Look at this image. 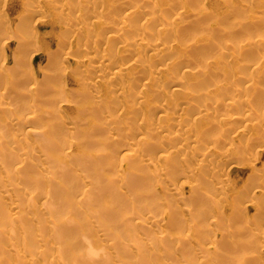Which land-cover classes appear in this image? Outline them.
Returning a JSON list of instances; mask_svg holds the SVG:
<instances>
[{"label": "rangeland", "instance_id": "1", "mask_svg": "<svg viewBox=\"0 0 264 264\" xmlns=\"http://www.w3.org/2000/svg\"><path fill=\"white\" fill-rule=\"evenodd\" d=\"M37 1H39L40 3ZM25 2L29 3V7L31 4L32 6L24 11L21 0H0V10L2 9L0 11V14L2 12L4 13V16L3 13L0 16L6 19L4 20L3 18V24L6 25V23H9L8 25H11L10 27H7V25L6 27H4L1 24V27L6 28V31H9L7 30L8 28H11L10 30L14 31L18 25L20 26L22 24L23 21L25 22L26 20H28L29 23L28 21L25 23H27V26L28 24L31 25V28L26 32V35L27 33H29L28 37L30 36V33H32L33 35L29 37V39L32 38L33 40H29L27 38L30 42L29 43L24 34V39L27 42V44L25 45L24 43V45L27 46L28 43L30 44L31 47H29V50L31 53L29 51L27 53V47V49H21L18 53L14 54L17 48L16 46H18L17 41H4L6 40V36H8L10 32L8 34L5 30H1L2 28L0 27V35L2 34L0 36V47L4 48L6 47V45H8L7 57L9 59L8 63H4L3 57L2 55H0V69L2 68L0 72L4 71L3 73H1L2 75L0 74V78H2L0 79V109L2 110L5 106H7L5 108H8L9 110L6 111L10 113L7 115V112L4 110L5 108L2 111L0 110V112H2L0 113V120L3 119L2 121H0V142L7 143L6 141L9 140L7 143L9 146L6 144L3 147V149L5 148V146L9 147L10 150H7V147L5 148L6 150L4 149L6 153L12 151L7 154L13 153L17 155L18 153L17 156H20L21 158L24 156L27 159H30L33 165L32 163H28V167L24 165V168H28L27 170L31 171L32 169H35V171H37L36 168L40 170L38 166L41 165L42 162H44L43 160L45 157L43 156V153L41 152L42 155L41 153H39L41 149L50 152L53 151L52 154H54L55 152H59L60 154H56L67 161L64 162L66 166H64L65 164H63V166L66 167L65 171L63 169H60L62 173L64 172L63 174H61L60 171L61 176H63V178L67 181L66 183L64 182L66 186L63 184V186L61 185L62 188L60 187L62 189V193L64 194L62 195L66 197V192L68 193V190L70 188L72 189L73 186L74 192H72V195H74V193L75 195L76 193L77 195H79L81 192H83V190L85 192L89 191V199L91 200L87 199L88 202L84 200V202L86 201L84 204L88 203L89 205L90 203L89 206L92 205V207L88 206V209L90 208V210L96 208L94 211L95 214L96 210H99V207L97 206L99 205L98 203H100L99 201H101L97 200V193L93 194L92 192L91 194L90 191H92L93 189L88 186H81V192V188H79L80 184H85L84 182L88 184V181L91 180V176L94 174V172L90 170L91 166L86 165V163H88L87 161L89 160L83 158L85 157V153H90L93 155V151L97 149V147L100 148L103 146V149L107 150L106 148L108 146H111L108 147V150H110L109 155L110 157H114L113 160L115 162H112H114V166H117H113L114 171L112 170V168L107 169L109 170V174L107 171H104L107 172L105 175L110 176L111 180L113 179L111 177L117 179L116 181L112 180V182L114 183V187L112 182L111 184L107 185V187L113 190L112 191L109 190V188L105 187V183H109L110 179L104 182L103 178L101 177L100 179L99 177V179L104 182H100V184H98V186H104V189L103 187H101L103 190L100 188L99 192L101 193L102 190L104 193V197L109 194L108 192H111V194L113 193L112 197L110 196L111 194H109L111 198H105L106 200L111 199L113 200V202H118L123 198V201L130 203L131 206H129V208L131 212L126 213V211H124L122 214L115 217L117 224H121L122 222H124V226L118 228L114 227V232L111 228V236L107 234L105 236V239L110 240V244L108 246L102 245V252L98 250L101 252L102 257L100 256L101 254H99L100 257H98L97 254L99 252L96 251L95 259L103 262L104 260L107 261V259L112 258L111 261L113 264H136L138 262V264H144L142 262L145 261V259H143L145 258V255H142L140 257L141 252L144 253L148 250L149 255L146 254L148 258V256H154L157 250V252H161V250H163L162 252L165 253L166 251H168L170 254L175 255L182 262H185L186 259L191 257L198 260L202 264H222L218 259L214 258V255L217 254L219 248L223 243L237 242L240 245L237 248H233L230 254L240 264H251V259L255 255H258L259 260L262 261L261 264H264V0H167L163 5L164 9L159 15H157V18L153 20V23L160 21L163 22L166 27L173 29V32L171 33L172 41L168 42L163 50V53L170 54L169 58L171 60L169 61V59L166 58L165 62L170 63V65H168V71L160 75L158 79L154 78L150 82H148V86L145 87V89L143 88V90L141 89V82H139L141 80L143 81V79L141 78L142 76L140 75V78L138 76V78L132 79L130 78L132 76V74L129 73L130 70L127 73L128 75H124L121 78L122 82L121 80L118 81L116 79L118 83L121 82L122 85H125L130 91H135L136 97L133 96L135 92L131 93L130 91H125L123 94H119L114 91L115 93L113 95L112 90H110V88H114L112 87V83L115 80L113 76L114 71L116 72L118 66L115 67V70H112L113 72L106 71L103 73L101 71L102 69L100 67L102 64H100V57L103 54L108 53L109 49H112L113 52L117 51L120 46H115L113 42L111 43L110 41H108L111 33L107 32L106 28L103 30L104 32H100V30H102L104 26L100 25L102 26L101 29V27L95 23L96 21L93 20V18L91 19L90 15L92 14V12H94V10H96L95 8H92L95 7V5L91 4L94 2V0H89V2L86 1L84 5H80L79 3L81 2H79V0H72V2L70 0H56L52 5H46L47 3L42 0H31V2L30 0H25ZM66 2H69L67 6L70 5V7L74 8V10L68 13L69 15L67 14L68 11L65 13H60L59 10V6H61L62 4H66ZM99 2L100 6L98 7L97 11H99V15L101 12L103 13V15H101L103 16V21L109 23L112 22V18L113 21H116V23L118 21L120 22V20L123 19L126 20V17L121 15L124 14L123 12L126 13V10H123L120 6L117 7V5H119L123 1H113L115 7H117L118 9L120 7L122 9H120L121 11L117 9L118 12H120V15L119 13L117 14V10L114 11V13L111 11V13L107 12L108 14H105L104 11H102V8L100 9V7L102 6L101 0H99ZM153 4L156 3L150 2L148 6L151 7ZM1 5L4 6V9ZM86 5H89L87 7L88 9H91L86 10ZM33 8H37V10H34ZM53 8L56 10H54ZM78 9L80 11H78ZM30 10L33 11V14ZM26 11L30 13L27 14ZM34 11H37V13H34ZM84 11H86V15L83 14ZM90 11L91 14H89L88 16L87 12ZM77 12H79L80 14ZM82 14L84 16H82ZM25 15L29 16L30 18H27V16ZM110 16L112 18H110ZM116 16L121 18L123 16V19L118 18L117 21V19L115 18ZM174 16L177 18V20L173 19ZM139 19L134 20V22H139ZM18 21H20L21 23ZM115 21L114 23L112 22L111 25H115ZM24 22L23 24L25 25ZM64 22H67L65 23L66 25L64 24ZM143 22L144 20L141 23L139 22L138 26L141 25L144 29V24H142ZM76 23L77 25H75ZM74 25L77 26V28L80 27L83 29V36L81 35L79 37L80 34L73 35ZM85 25L87 29L89 27H92L89 29H91L90 31L93 30V35L91 32L89 33L87 30H85ZM85 32H87V34ZM106 32L107 34H104ZM34 33L36 34V36ZM88 33L91 35H88ZM100 33H102V36L100 35ZM96 35H99L100 37H96ZM163 35H168V38L160 37L161 39L166 41L169 40V31L168 34H166V31H162L160 36ZM3 36L4 38H2ZM192 42L194 46H192V44L188 45V43ZM86 43L89 46H87ZM108 45H112V48ZM130 48L136 49V51L140 50L141 53L145 52L146 50L145 47L137 45V43L136 46L134 45V47ZM131 49H129L128 52L133 50ZM119 50L120 56L122 55L121 58L118 57V65L120 66H122L121 63L124 65V63L129 60L127 59V57L130 58L133 55L131 57L132 59L130 60L136 58V54H134L133 52V54H129L131 52L127 54V52L123 49L122 51L121 49ZM136 51L135 53H138V51ZM97 52H99L101 55ZM150 53L151 52H149L148 54ZM185 56L191 59L192 62H181L180 64L176 65L175 61L179 59V57L180 60H182V58ZM172 61L173 63H171ZM45 64L49 67H47L48 69L45 68ZM153 65L154 63L151 62L149 64V67L143 65V67L139 66V68L135 70L136 72L138 70V74L139 71L141 73L144 68L145 69L143 71L148 69V71L146 70L145 72H142L144 73V77L146 76L145 74H147L146 72H149V68L153 69ZM187 66H190V68L193 69V72L190 75L183 76V71ZM11 69H14L12 71L13 73L11 72ZM8 71L11 73H9ZM25 72L27 73L25 74ZM100 72H102L104 76L101 74L99 77L98 75ZM8 73L11 75H9ZM48 75H52L50 76L51 78L48 77ZM148 75L149 74H147V76ZM3 76L6 78L4 79ZM12 76L16 77H14L16 81L13 80ZM103 77H105L104 80H102ZM23 78L27 80H23ZM112 78L114 80H112ZM7 80L9 81V83L7 82ZM20 80H23L24 84L27 82L26 84L29 86H27L28 89L30 87L32 88L31 85H34L35 81H39L41 83L40 89L41 87L43 88V86H45V89H41L37 92L34 91V95H37V98L34 97L33 93L31 94L30 92L29 94L28 91H25L26 95H22L21 90V97L19 93L20 89L17 91L16 88L19 87L20 84H23ZM116 80L115 83L117 82ZM55 81L60 82L57 83ZM129 81L131 85L130 83H128ZM51 82L56 88L59 89L62 87L61 90L63 89V91H65V93L63 92L61 95L59 94V98L58 94L55 93L56 91L51 92V95L48 94L50 90L48 91L47 83L50 84ZM177 82L179 83L178 85L186 88L185 93H182V91H174L176 85L175 83ZM8 90L9 92H7ZM14 91L15 95L13 94ZM17 92L19 93V95L17 94ZM25 92L23 91V94ZM44 92H47L45 93L46 95L43 94ZM52 94H56L55 96H57V98ZM5 95L7 97H5ZM16 95H18L19 98ZM42 95L44 96L41 97ZM48 97L50 99L54 97V99L52 100H55L56 98L57 103L52 101L54 103L53 106V104L50 102L51 100ZM45 99H48V102ZM15 101L19 103H16ZM92 101L95 102L92 103ZM35 102L37 103V105ZM98 103L100 104V107L102 109L97 107L99 106ZM16 104H20L21 106H18ZM94 104H96L97 106ZM49 105L52 106L50 107ZM93 105L98 108L97 110H99V112H96V107L94 108L95 110L93 109ZM54 107L56 109H54ZM107 108H109L110 110ZM158 108H162V113H159L157 111ZM26 109L27 111L25 112ZM92 109L93 111H91ZM138 110L143 112L144 115H137ZM51 111H55V113H53L54 116L51 115L52 117H50V114L52 113ZM204 112H207V114H201ZM162 114H169V116L167 118H163L161 117ZM1 115L3 116V118L1 117ZM55 117L57 118L56 121L54 120ZM26 118L28 119V121ZM49 118L51 119L50 123H48ZM19 121L21 123L20 126L14 125ZM51 121L54 123L52 124ZM109 121L110 123L111 121H115L116 126L113 125L112 127H117L116 130L112 127L105 129V127L107 128V126H104V123L107 124ZM4 122H7V126L4 124ZM55 123L61 128L58 127V130L54 129L55 134H52V128H56ZM12 124L14 127L12 126ZM21 125L23 126V128H21ZM99 125H103V127L101 128ZM140 125H146V128L139 129L138 126ZM6 127L9 128V131ZM158 129H161L162 133L157 132ZM29 130L30 133L28 132ZM59 130L61 133L57 134L59 133ZM12 131H14L16 134ZM48 134H51V137H48L47 139ZM119 138H122L123 141L122 139L121 141H119ZM139 138H143V140H145L143 145L145 146L143 147L144 150L133 147L136 146L134 142ZM84 140L86 142H84ZM50 141L52 142L50 143ZM2 143L1 145L4 144ZM157 143H160V146L162 148L155 153H149L148 149L154 148V145H156ZM21 144H23L24 146ZM16 145L18 146L16 147ZM25 146H27V148L28 146H30L31 148L29 147V150L32 149L33 151L30 152L29 150H26L27 148H25ZM34 146L36 147L34 148ZM43 146L44 148H42ZM76 146H78V148ZM93 146L95 149L93 148ZM105 146L107 147L105 148ZM33 148L35 149V151ZM24 149L27 152H25ZM3 151L0 153V178L2 179V181L0 179V211H4V213L8 214L10 213L9 216L18 214L20 217L21 215L24 216L25 214H27L26 216H28V221L35 224L37 223L36 218H34V216H36V213L34 214V212L36 211H32V213L34 214L33 216L30 212L32 208H34V206H32V203L36 204L35 200L38 201L37 203H39V201L45 200V198L48 197V192L50 191V188L47 185H57L58 182L56 183L55 181L53 184L51 183V185L48 182L47 184V180H52L48 178L49 176L46 175V173L43 174V179L42 174L40 173L42 172L41 170L40 172L38 171L39 175L41 174V176L36 175L37 172L35 174L34 170L32 171L33 173L30 171L33 175L26 170V173H28L27 175L24 172L25 169L24 171H22L23 166H21L20 168L19 166H17L20 169L19 179L22 180L18 181V179V185H15V187H13L14 185H11L13 183L10 181V179H8V173L7 178L5 177L6 172H8L10 168H8L9 164L7 163V161L5 162L7 166H5V164L3 166L4 159L6 160V158H3V156L6 154L5 152L4 154ZM22 152H25L26 154H23ZM64 152L66 154L68 153L69 156L66 157V154L62 155V153ZM95 153H97V150L95 151ZM98 153H102V151ZM106 153L104 152L103 154H100L101 156L104 155L103 157H101L103 158V160L109 157L107 156L108 151H106ZM13 154L11 155L15 159H20V157L16 158V155L14 156ZM128 155L131 157H126ZM175 155H177V157ZM38 156L42 158H38L40 161L37 159ZM69 157L70 159H67ZM123 157H126L128 160H131L132 158L140 163L139 168L136 171L137 176L131 175L127 166H120L121 163L124 162L122 160ZM174 157H176V164L172 168L171 161L174 159ZM74 158L77 161H75ZM34 159L38 160L41 163L37 161L39 163L38 164ZM120 159L122 162L120 161ZM107 160H109V158L105 159V161ZM109 161L111 162V160ZM34 164L35 166H37L35 167ZM42 164L46 165V163ZM90 164H93L92 160L90 161ZM94 164H96V161ZM84 165L88 166L87 169L86 166L84 167ZM97 165L100 169V164L97 163ZM30 166H32V168ZM94 166L95 165H93V167ZM110 166H112V164ZM154 166H158L162 168L163 171H165L160 174H155ZM69 167L73 169L76 168L77 171L70 172ZM73 169L71 171H73ZM104 169H106V166L104 167ZM121 169L123 170L124 175L122 174L123 172L121 171ZM5 170L6 172L4 173L3 171ZM87 170H89L88 173H85L87 172ZM90 171H92L93 174ZM78 172L79 174H77ZM80 172L81 174L84 173L85 176L81 175ZM89 172L90 174H92L91 176L88 175ZM110 173H113V175ZM60 174L59 178L62 180ZM25 176H27V180ZM29 176H39L40 178L42 177V180L46 181L43 183L45 184L43 186V190L42 188H40L43 192L40 189L36 188L38 185H34L35 187H32L34 189L31 188L32 192L28 189L31 187L30 185L28 186V180L30 179ZM76 176H79V178L83 179L84 181H81L80 179L78 180ZM39 177L37 178V180L39 179ZM84 177L86 178L84 179ZM130 177H132V179ZM136 177H139L145 181L143 183L144 189L137 188L135 193L132 194L135 189L134 181L136 180ZM107 178L105 180H107ZM124 178L126 179L125 182L123 180ZM60 179H57V181L62 184L61 182L64 180L61 181ZM3 180L6 182H4ZM39 181L43 182L41 180ZM126 181L128 182L126 183ZM130 182L134 186L130 185ZM1 183L7 185V187L11 185L10 187L15 188V191H13L14 189L10 187H8V189L10 188L12 190H4V187L1 186ZM14 183H16V180ZM23 183H26L27 185ZM68 183H70V185H67ZM192 183L195 185L193 188H191ZM24 185H26L28 188ZM77 186L79 188V191ZM98 186H96L94 192H97ZM64 187L67 188L64 189ZM17 188H20L18 190L22 191L23 193L21 192L20 194L19 191H17ZM88 188H90L91 190ZM131 189H133V191ZM65 190L66 192H64ZM75 190L77 192H75ZM12 191L14 192V194ZM41 192L45 193L46 195L40 194ZM99 192L98 195H100V198L102 195ZM115 192L116 194H114ZM37 193H39V196L37 197L42 198L41 200L40 198L37 199L35 197ZM34 194L35 196H32ZM20 195H22L21 197L25 196V200L23 198L21 199L19 197ZM93 195L95 196L93 198V201L95 202L96 198V200L98 201L97 204L92 201ZM114 195L118 196L115 197ZM19 199L20 201H18ZM115 199L119 200L114 201ZM22 200L25 201V203H22ZM130 200H132V202H130ZM90 201H92V203ZM107 201L106 203H108ZM101 202V207H103L104 203V206L112 208L111 205H105L104 199ZM14 204H22L21 206L23 207H20L25 211L23 210V212L19 208V210L21 211L20 215V212H18L19 210H14ZM88 209V214L87 212L85 213V215L87 216L86 218L87 220L90 219L89 221L94 224V221L96 219H94L95 217L91 216L93 215V211H88ZM26 211L30 213H27ZM102 211L104 212L105 209H101L100 215L107 213L106 211L105 213H103ZM109 212L110 210H108L107 213L109 215L112 214V212L114 213V209L112 210V212ZM2 213L0 214L2 215ZM38 214L37 216H39ZM234 214L235 216L234 218H232ZM26 216H24L25 218L23 217L25 221L22 219L24 223L28 222ZM89 216L93 218L94 221H91L92 219ZM110 216L113 218L114 214ZM96 217H99L98 214L96 215ZM129 217L131 218V221L128 222L127 231L130 230V241H127L125 237L126 218ZM7 218L9 217L6 216L4 219L8 220ZM1 219L3 218L1 217ZM1 219L0 227H2L0 229H2L4 226L3 231L7 228V230H9L10 225L8 223L6 225L5 222H2L3 220ZM233 219L236 220L233 221ZM104 223L106 226L104 227L107 228L108 223L107 225L106 222ZM189 224L192 225V229L190 232H187V226ZM100 225L103 226L100 223L99 227L97 225V228L94 227L93 229L95 231L97 229L95 233L102 235L107 232L108 229L105 230V228H102ZM100 228H102L103 230ZM4 234H6V237L3 236ZM10 234L11 233L9 231L6 233L0 232V247H2V249L0 248V253L4 250L1 253L2 256L0 254V260L2 264L15 263L14 254L16 253V249L14 247H10V245H12V242L16 240V237L12 241L8 240H10V238L12 239L16 235L14 233H12L14 235ZM100 235L97 236L101 237ZM156 243H161V246L157 245V247ZM3 246H5V248ZM159 247L160 249H158ZM18 249L20 250V247ZM96 249L100 248H98L97 246ZM124 249H126L127 251H125ZM20 253L22 252L20 251ZM114 254L117 259L114 257ZM4 259L7 261L3 262ZM99 261H97V263ZM100 263L101 262H99V264ZM164 263L174 264V261L165 258ZM94 264L96 263L94 262Z\"/></svg>", "mask_w": 264, "mask_h": 264}, {"label": "bare ground", "instance_id": "2", "mask_svg": "<svg viewBox=\"0 0 264 264\" xmlns=\"http://www.w3.org/2000/svg\"><path fill=\"white\" fill-rule=\"evenodd\" d=\"M5 1V0H4ZM29 1V0H28ZM42 1H44V2H46L47 4L46 5H49V4H53L54 3V1H56V0H42ZM59 1V0H58ZM71 2H72V0H70ZM86 1H88L89 2V0H79V2H81V3H79L80 5H84L85 4V2ZM91 1V0H90ZM117 2V0H101V4H102V6L100 7V9L102 8V11H104V13L105 14H108L107 12H110L111 13V11L114 13V11H116L118 8V6H120V7H122V9L123 10H126V13L125 12H123L124 14H121V15H123L124 17H126L125 19L126 20H124L123 19V16H122V18L121 17H118V16H116L115 18L117 19V21H118V18L119 19H123V20H120V22L118 21L117 23H116V21H115V25H111L112 24V22L114 23V21H113V18L110 16V18H112V22H109V23H107V22H105V21H103L102 20V17L103 16H101V15H103V13L101 12L100 13V15H99V11H97L98 10V7L100 6L99 5V0H94V2L93 3H91V4H93V5H95V7H92V8H95L96 10H94V12H92V14H91V11L93 10H91L90 12H87V15L89 16V14H91L90 15V17H91V19L93 18V20H95L96 22V24L97 25H102V26H104V28L102 29V26H100L101 27V29L102 30H100V32L101 31H103L105 28H106V30H107V32H109V33H111V35H110V38H108L109 40L108 41H110L111 43L113 42L114 43V45L116 46V45H118V46H120L119 48H118V50L117 51H115V52H113L112 51V49L110 50L109 49V52L108 53H106V54H103L101 57H100V60H101V62H100V64H102L101 65V71L104 73V72H106V71H111V72H113L112 70H115L116 68V66H118V69L116 70V72L114 71V79L116 80H121V82H122V77L124 76V75H128L127 73H128V71L130 70V74H132V76L130 77V78H132V79H136V78H138V76H139V78H140V75L142 76L141 78L143 79V81L141 80V81H139V79H138V81L139 82H141V89L143 90V88L145 89V87H147L148 86V82H150L152 79H154V78H156V79H158L159 77H160V75H162L164 72H166V71H168V69H169V67H168V65H170V63H165L166 62V58L167 59H169V61L171 60L169 57H170V54H165V53H163V50H164V48L166 47V45H167V43L168 42H170V41H172V32H173V29H171V28H169V27H166L165 26V24L163 23V22H160V21H158V22H156V23H153V20H155L156 18H157V15H159L160 13H161V11L164 9L163 8V5H164V3L167 1V0H118V1H123L122 3H120L119 5H117V7H115V4H114V2ZM30 2H31V0H30ZM34 2V1H33ZM37 2H39V1H37ZM43 2V3H44ZM150 2H155L156 4H153L151 7H149L148 6V4L150 3ZM6 3V2H5ZM40 3V2H39ZM42 3V2H41ZM21 4H22V7L24 8H22L24 11L25 10H27V9H29L31 6H32V4L30 5V7H29V3H26L25 2V0H21ZM45 4V3H44ZM57 4V3H56ZM67 4H69V2L67 3L66 2V4H60L61 6H59V5H57V6H59L60 7V13H65V12H67V14L68 13H70L72 10H74V8H72V7H70V5L69 6H67ZM89 4V3H88ZM127 5V6H124V5ZM34 5V4H33ZM92 5V6H93ZM1 6H3V5H1ZM87 6H89V5H86L85 7H86V10H89V9H91V8H89L88 9V7ZM91 6V5H90ZM125 8H127V9H125ZM6 7V6H5ZM56 7V6H55ZM81 7V6H80ZM119 7V9L118 10H120L121 8ZM3 9H4V6H3ZM34 9V8H33ZM54 9V8H53ZM85 9V8H84ZM83 9V10H84ZM112 9H114V10H112ZM121 9V10H122ZM2 10V9H1ZM0 10V11H1ZM34 10H37V8L36 9H34ZM41 10V9H40ZM54 10H56V9H54ZM118 10L116 11L117 12V14L119 13V15H120V12H118ZM120 10V11H121ZM176 10V9H175ZM10 11H12V10H10ZM20 11V10H19ZM31 11V13L33 12L32 10H30ZM76 11V10H75ZM78 11H80L79 9H78ZM27 12V11H26ZM37 13V11H34V13ZM173 12V11H172ZM3 13V12H2ZM1 13V14H2ZM23 13V12H22ZM25 13V12H24ZM30 13V12H29ZM28 12H27V14H29ZM41 13V12H40ZM77 13H79V12H77ZM86 13V11H84V13L83 14H85ZM98 13V14H97ZM0 14V15H1ZM33 14V13H32ZM74 14V13H73ZM80 14V13H79ZM82 14V16H84ZM97 14V15H96ZM116 14V13H115ZM20 15H22V14H20ZM36 15V14H35ZM69 15V14H68ZM72 15V14H71ZM86 15V14H85ZM3 16H4V13H3ZM5 16H6V14H5ZM25 16H27V15H25ZM24 16V17H25ZM82 16H81V18H82ZM88 16H85V17H88ZM107 16H109V15H107ZM114 16V15H113ZM29 16H27V18H28ZM61 17V16H60ZM0 18H2V19H0V27H1V24H2V26H4V27H6V25H7V27L9 26H11V25H8L7 23H6V25H4L3 23H4V20H6L4 17H1L0 16ZM3 18H4V20H3ZM30 18V17H29ZM67 18V17H66ZM140 18V19H139ZM142 18V19H141ZM26 19V18H25ZM137 19H139L140 21V23L144 20V22L142 23V24H144V29L142 28V26L140 25V26H138V21L137 22H134V20H137ZM173 19H176L177 20V18L174 16V18ZM22 20V19H21ZM24 20V19H23ZM84 20V19H83ZM3 21V22H2ZM28 20H26L25 22H27ZM7 22V21H6ZM18 22H20V21H18ZM17 22V23H18ZM24 22V21H23ZM23 22H22V26L20 25H18L17 27H16V29L13 31H11L9 28L7 29V30H9V31H6V28H4V27H1L2 29L1 30H5L8 34H9V32H10V34L8 35V36H6V40H4V41H8V42H10V41H17V44H18V46H16L17 48H16V51L14 52V54L15 53H18L21 49H27V47H28V49H27V53H28V51L30 52V50H29V47H31L30 46V42H29V40L30 39H32V38H30L29 39V37H31V36H33L32 35V33H30V36L28 37V34L29 33H27V35H26V32L31 28L30 26L31 25H29L28 24V26H27V23H25V25L23 24ZM62 22V21H61ZM74 22H75V20H74ZM21 23V22H20ZM19 23V24H20ZM28 23H29V21H28ZM65 23H67V22H64V24ZM33 24V23H32ZM63 24V23H62ZM16 25V24H15ZM66 25V24H65ZM68 25V24H67ZM75 25H77V23L75 24ZM74 25V33H73V35H79V37L82 35V33H83V29L82 28H80V27H78L77 28V26H75ZM106 26V27H105ZM160 26V27H159ZM85 27V30H87L89 33L91 32H93V30L92 31H90L91 29H89V28H92V27H89L88 29H87V27H86V25L84 26ZM159 27V28H158ZM34 29V28H33ZM32 29V30H33ZM94 29V28H93ZM0 30V31H1ZM71 30V31H72ZM105 30V31H106ZM37 31V30H36ZM97 31V30H96ZM162 31H166V34H168V31H169V34H170V38H169V40H163V39H161L160 37H164V38H168V35H163V36H160V34H161V32ZM29 32H32V31H29ZM35 32V31H34ZM104 32V31H103ZM107 32L106 33H104V34H107ZM2 33H3V31H2ZM86 34H87V32H85ZM88 33V35H91V34H89ZM98 33V32H97ZM24 34H25V36H26V39H27V41L29 42L28 43V45L27 46H25L26 44H27V42H26V40L24 39ZM35 34V33H34ZM99 34V33H98ZM102 33H100V35H101ZM104 34H103V36H104ZM2 35V34H1ZM0 35V36H1ZM72 35V34H71ZM92 35H93V33H92ZM5 36V35H4ZM4 36L2 37V38H4ZM35 36H36V34H35ZM34 36V37H35ZM58 36V35H57ZM83 36V35H82ZM95 36V35H94ZM99 36V35H98ZM97 35H96V37H98ZM102 36V35H101ZM67 37H68V35H67ZM100 37V36H99ZM59 38H61V37H59ZM83 38V37H82ZM103 38V37H102ZM101 38V39H102ZM105 38V37H104ZM68 39V38H67ZM72 39V38H71ZM24 40H25V42H24ZM33 40V39H32ZM60 40V39H59ZM81 40V39H80ZM65 41H67V40H65ZM64 41V42H65ZM89 41V40H88ZM94 41V40H93ZM63 42V41H62ZM70 42V41H69ZM78 42V41H77ZM104 42V41H103ZM24 43H25V45H24ZM33 43V42H32ZM84 43V42H83ZM96 43H98V42H96ZM110 43V44H111ZM136 43H137V45H140V46H143V47H145V52H143V53H141L140 52V50L138 51V53H135V51H136V49H133V50H135V51H133L130 47H134V45L136 46ZM7 44H9V43H7ZM21 44H23V45H21ZM80 44V43H79ZM184 44V43H183ZM190 44H192V46H194V44H193V42L192 43H188V45H190ZM65 45V44H64ZM86 45L87 46H89L87 43H86ZM113 45V44H112ZM112 45L110 46V45H108V46H110L111 48H112ZM8 45H6V47H4V48H1L0 49V55H2V57H3V62L4 63H8V61H9V59H8V57H7V49H8V47H7ZM38 46V45H37ZM62 46V45H61ZM98 46H99V44H98ZM35 47V46H34ZM39 48V47H38ZM88 48V47H87ZM86 48V49H87ZM89 48H91V47H89ZM115 48V47H114ZM131 49L132 51H129V52H131V53H129L128 52V50L129 49ZM137 48V47H136ZM63 49H64V47H63ZM119 49H121V51H122V49L124 50V51H126L127 52V54L129 53V54H136V58H134L133 60H130V59H132L131 57L133 56H131L130 58H128L127 57V59H129V60H127L126 58H124V59H126L127 60V62L126 63H124V65H126V66H124L121 62V65L122 66H120V65H118V57H120L121 58V56H120V50ZM138 49H139V47H138ZM144 49V48H143ZM32 50V49H31ZM41 50V49H40ZM58 50H60V49H58ZM92 50V49H91ZM106 50V49H105ZM114 50V49H113ZM60 51H62V50H60ZM111 51V52H110ZM136 51V52H137ZM143 51V50H142ZM71 52V51H70ZM133 52V53H132ZM149 52H151L150 54H148ZM31 53V52H30ZM97 53H99V52H97ZM96 53V54H97ZM124 53V52H123ZM49 54V53H48ZM54 54H55V52H54ZM69 54V53H68ZM95 54V53H94ZM100 54V53H99ZM101 55V54H100ZM20 56V55H19ZM51 56V55H50ZM99 56V55H98ZM129 56V55H128ZM1 57V56H0ZM59 57V56H58ZM52 59V58H51ZM14 60V59H13ZM50 60V59H49ZM58 60H60V59H58ZM190 60V61H189ZM27 61V60H26ZM53 61V60H52ZM124 61V60H123ZM19 62V61H18ZM54 62H56V61H54ZM154 63V65H153V69H150L149 68V72H146L147 74H149L148 76H147V74H145L146 76H144L143 77V74L144 73H142V72H145L146 70L148 71V69H146L145 71H143L142 70V74L140 73V71H139V73L137 74V72H138V70H137V72H136V70L135 69H137V68H139V66L140 67H143V65H145V66H148L149 67V64L150 63ZM181 62H192V60L191 59H189L188 57H183L182 58V60H180V57H179V59H177L176 61H175V63H176V65H178V64H180ZM66 63V62H65ZM79 63V62H78ZM139 63H141V64H139ZM171 63H173V61L171 62ZM14 64V63H13ZM15 64H16V62H15ZM49 64V63H48ZM61 64V63H60ZM143 64V65H142ZM46 65V64H45ZM19 66V65H18ZM51 66V65H50ZM93 66V65H92ZM98 66V65H97ZM6 67V66H5ZM16 67V66H15ZM44 67V66H43ZM42 67V68H43ZM48 66L46 65L45 66V68H47ZM56 67V66H55ZM13 68V67H12ZM49 68V67H48ZM47 68V69H48ZM2 69V68H1ZM0 69V70H1ZM59 69V68H58ZM14 70V69H13ZM12 69H11V72L13 71ZM6 71V70H5ZM17 71V70H16ZM26 71V70H25ZM56 71V70H55ZM66 71V70H65ZM98 71H100V70H98ZM4 72V71H3ZM2 71L0 72V74L1 73H3ZM7 72V71H6ZM5 72V73H6ZM9 72V71H8ZM11 72H9V73H11ZM15 72V71H14ZM95 72V71H94ZM102 72H100L99 73V77H100V75L102 74L103 75V73ZM193 72V69H191L190 68V66H187L186 67V69L183 71V76L184 75H190L191 73ZM8 73V74H9ZM13 73V72H12ZM23 73V72H22ZM27 72H25V74H26ZM92 73V72H91ZM16 74V73H15ZM113 74V73H112ZM2 75V74H1ZM1 75H0V77H1ZM7 75V74H6ZM9 75H11V74H9ZM19 75V74H18ZM54 75V74H53ZM77 75V74H76ZM87 75H88V73H87ZM22 76V75H21ZM28 76V75H27ZM31 76V75H30ZM50 76H52V75H50ZM49 75H48V77H50ZM64 76V75H63ZM82 76V75H81ZM97 76V77H98ZM104 76V75H103ZM105 76H107V75H105ZM4 77V76H3ZM13 77V80H15L14 79V77L15 76H12ZM23 77V76H22ZM21 77V78H22ZM25 77V76H24ZM47 77V76H46ZM96 77V76H95ZM102 77V76H101ZM6 77H4V79H5ZM16 78V77H15ZM51 78V77H50ZM58 78V77H57ZM111 78V77H110ZM129 78V79H130ZM0 79H2V78H0ZM11 79V78H10ZM59 79V78H58ZM97 79V78H96ZM105 79V77H103V79L102 80H104ZM113 78H112V80H114ZM9 80V79H8ZM7 80V82L9 83V81ZM12 80V79H11ZM12 80V81H13ZM23 80H27V79H24L23 78ZM23 80H20L21 81V83H23V84H20V88L19 87H16L17 88V91L19 90V93H20V95H21V90H22V95H26V92L28 91V93L30 94V92H31V94L33 93V95H34V91L35 92H37V91H39V90H43V89H45V86H43V88L41 87V89H40V82L39 81H35L34 82V85H31L32 86V88L30 87L29 89H28V85L25 83L24 84V81ZM51 80V79H50ZM82 80V79H81ZM115 80H114V82L112 83L113 85H112V87H114V88H110V90H112V92H113V95H114V91H116L117 93H119V94H123L125 91L127 92V91H130L125 85V87L122 85V83L121 82H119L118 83V81L115 83ZM6 81V80H5ZM11 81V82H12ZM16 81V80H15ZM14 81V82H15ZM34 81V80H33ZM132 81V80H131ZM10 82V83H11ZM55 82H57V81H55ZM60 81H58L57 83H59ZM98 82V81H97ZM142 82H143V84H142ZM1 83V82H0ZM86 83V82H85ZM128 83H130V81L128 82ZM176 85H175V90L174 91H182V93H185V87H183V86H180V85H178L179 83L177 82V83H175ZM13 85V84H12ZM11 85V86H12ZM14 85H16V84H14ZM17 85H19V84H17ZM44 85V84H43ZM46 85V84H45ZM47 88H48V91L50 90V92H48V94H50L51 92H54V91H56L55 93L56 94H58V98H59V94L61 95L63 92L65 93V91H63V89L61 90V88H56L55 86H54V84H52V82L49 84V83H47ZM57 85H60V84H57ZM93 85V84H92ZM97 85V84H96ZM130 85H131V83H130ZM10 86V87H11ZM28 86V87H27ZM58 87H60V86H58ZM57 89H58V91H57ZM2 90V89H1ZM13 90H14V88H13ZM108 90H109V88H108ZM108 90H106V91H108ZM23 91L25 92L24 94H23ZM99 91V90H98ZM7 92H9V90L7 91ZM111 92V93H112ZM131 93H133V92H135V91H130ZM262 92V91H261ZM19 93L17 92V94L19 95ZM45 93H47V92H44L43 94H45ZM84 93V92H83ZM6 94H8V93H6ZM14 95H15V91H14V93H13ZM28 94V95H29ZM37 94V93H36ZM55 94V95H56ZM82 94V93H81ZM86 94V93H85ZM3 95V94H2ZM18 95H16V96H18ZM22 95H21V97H22ZM46 95V94H45ZM51 95V94H50ZM53 96H55L54 94H52ZM91 95V94H90ZM98 95H99V93H98ZM131 95V94H130ZM136 95V92H135V94L133 95V96H135ZM37 96V95H36ZM35 95H34V97H36ZM44 95H42L41 97H43ZM85 96V95H84ZM96 96V95H95ZM5 97H7L6 95H5ZM4 97V98H5ZM25 97V96H24ZM32 97V96H31ZM40 97V98H41ZM50 97V96H49ZM48 97V98H49ZM56 98H57V96H55ZM65 97V96H64ZM81 97V96H80ZM114 97V96H113ZM136 97V96H135ZM1 98V97H0ZM12 98V97H11ZM10 98V99H11ZM18 98H19V96H18ZM17 98V99H18ZM37 98V97H36ZM47 98V97H46ZM55 98V100H52V99H54V97H52V99H50L49 101L53 104V106H54V103L53 102H55V103H57V99ZM3 99V98H2ZM39 99V98H38ZM25 100V99H24ZM28 100V99H27ZM46 100V99H45ZM48 100V99H47ZM46 100V101H47ZM11 101V100H10ZM26 101V100H25ZM33 101V100H32ZM42 101H44V100H42ZM53 101V102H52ZM16 102V101H15ZM22 102H24V101H22ZM34 102V101H33ZM37 102V101H36ZM35 102V103H36ZM48 102V101H47ZM93 102H95V101H92V103ZM16 103H19V102H16ZM32 103V102H31ZM34 103V104H35ZM40 103V102H39ZM60 103V102H59ZM80 103H82V102H80ZM156 103H158V102H156ZM42 104H43V102H42ZM49 104V103H48ZM66 104V103H65ZM87 104V103H86ZM16 105H18V106H21L20 104H16ZM32 105V104H31ZM36 105H37V103H36ZM94 105H96V104H94ZM93 105V106H94ZM98 105L99 106H97L98 108H100V109H102L101 107H100V104L98 103ZM23 106V105H22ZM25 106V105H24ZM46 106V105H45ZM50 106V105H49ZM52 106V105H51ZM50 106V107H51ZM88 106V105H87ZM96 106H94L93 107V109L96 107ZM102 106V105H101ZM3 107V106H2ZM5 107H7V106H5ZM4 107V108H5ZM16 107V106H15ZM39 107H40V105H39ZM43 107V106H42ZM55 107H56V104H55ZM54 107V109H56ZM84 107H86V106H84ZM95 108L96 110L98 109V108ZM3 108V109H4ZM21 108V107H20ZM38 108V107H37ZM2 109V110H3ZM30 109V108H29ZM93 109L91 110V111H93ZM94 109V110H95ZM104 109H105V107H104ZM107 109H109V108H107ZM1 110V109H0ZM1 110V111H2ZM5 111L6 110H9L8 108L6 109H4ZM23 110V109H22ZM31 110V109H30ZM52 110H53V108H52ZM110 110V109H109ZM27 111V109L25 110V112ZM89 111V110H88ZM90 111V112H91ZM157 111L159 112V113H162V108H158L157 109ZM4 112V111H3ZM7 112V111H6ZM9 112H12V111H9ZM22 112V111H21ZM52 113L50 114V117H52L51 115H53L54 116V114L53 113H55V111L53 112V111H51ZM59 112V111H58ZM96 112H99V110H97ZM100 112H101V110H100ZM0 113H2V112H0ZM39 113V112H38ZM48 113H49V111H48ZM47 113V114H48ZM57 113V112H56ZM87 113V112H86ZM93 113V112H92ZM94 113H95V111H94ZM103 113V112H102ZM3 114H5V113H3ZM7 115L8 114H10V113H6ZM59 114V113H58ZM82 114V113H81ZM80 114V115H81ZM97 114V113H96ZM99 114V113H98ZM140 114H142V115H144V113L143 112H141V111H137V115H140ZM201 114H207V112H204V113H201ZM44 115V114H43ZM90 115V114H89ZM95 115V114H94ZM23 116V115H22ZM58 116V115H57ZM97 116V115H96ZM98 116H102V115H98ZM169 116V114H162L161 115V117H163V118H167ZM1 117L3 118V116L1 115ZM7 117V116H6ZM27 117V116H26ZM40 118V117H39ZM87 118V117H86ZM7 119V118H6ZM27 119V118H26ZM25 119V120H26ZM56 117H55V121H56ZM3 120V119H2ZM2 120H0V121H2ZM14 120V119H13ZM12 120V121H13ZM19 120V119H18ZM49 121H48V123H50V118L48 119ZM52 120H53V118H52ZM5 121H7V120H5ZM15 121H16V119H15ZM27 121H28V119H27ZM11 122V121H10ZM30 122V121H29ZM85 122V121H84ZM105 122V121H104ZM6 123L7 122H4V124L6 125ZM51 123L53 124L54 122H52L51 121ZM2 124V123H1ZM3 124V125H4ZM14 124V123H13ZM13 124H12V126H13ZM20 121L19 122H16V124H14V125H16V126H20ZM28 124V123H27ZM34 124V123H33ZM56 124V123H55ZM61 124H63V123H61ZM105 125L104 126H107V128L105 127V129H108V128H110V127H112L113 125L114 126H116L115 125V121H111V123H110V121L106 124V123H104ZM141 124V123H140ZM96 125V124H95ZM1 126V125H0ZM7 126V125H6ZM8 126H9V124H8ZM22 126V125H21ZM56 126V128L54 127V128H52V130H53V132H52V134L55 132L54 131V129L55 130H58L57 128L58 127H60L59 125L57 126V124L55 125ZM100 126V125H99ZM14 127V126H13ZM27 127V126H26ZM95 127V126H94ZM97 127H98V125H97ZM101 128L103 127V125L102 126H100ZM99 127V128H100ZM1 128V127H0ZM6 128H8V127H6ZM17 128V127H16ZM21 128H23V126L21 127ZM39 128V127H38ZM61 128V127H60ZM59 128V129H60ZM65 128V127H64ZM98 128V129H99ZM112 128H114V127H112ZM138 128L139 129H144V128H146V125L145 126H143V125H140V126H138ZM10 129H11V127H10ZM14 129V128H13ZM12 129V130H13ZM31 129V128H30ZM63 129V128H62ZM115 130L117 129V127H115L114 128ZM114 129H112V130H114ZM4 130V129H3ZM15 130V129H14ZM17 130V129H16ZM61 130V129H60ZM60 130H59V133H57V134H60L61 132H60ZM64 130V129H63ZM93 130V129H92ZM8 131H9V128H8ZM23 131V130H22ZM51 131V130H50ZM65 131V130H64ZM64 131H62V132H64ZM6 132V131H5ZM12 132H14V131H12ZM19 132H20V129H19ZM27 132V131H26ZM29 133H30V130L28 131ZM32 132V131H31ZM47 132V131H46ZM49 132V131H48ZM157 132H160V133H162V130L161 129H158V131ZM15 133V132H14ZM22 133V132H21ZM24 133V132H23ZM8 134V133H7ZM16 134V133H15ZM55 134V133H54ZM72 134V133H71ZM11 135V134H10ZM17 135H18V133H17ZM41 135V134H40ZM51 135V134H50ZM49 134H48V136H47V139H48V137H51ZM6 136V135H5ZM24 136V135H23ZM43 136V135H42ZM58 136V135H57ZM56 136V137H57ZM60 136V135H59ZM27 137V136H26ZM14 138V137H13ZM16 138V137H15ZM18 138V137H17ZM45 138V137H44ZM60 138H62V137H60ZM5 139V138H4ZM19 139V138H18ZM54 139H55V137H54ZM64 139H65V137H64ZM118 139V138H117ZM117 139H114V140H117ZM120 139V138H119ZM122 139V138H121ZM121 139L119 140V141H121ZM51 140V139H50ZM69 140V139H68ZM95 140V139H94ZM9 141V140H8ZM8 141H6L7 143H8ZM27 141V140H26ZM48 141V140H47ZM56 141V140H55ZM72 141V140H71ZM71 141H70V143H71ZM99 141V140H98ZM118 141V142H119ZM122 141H123V139H122ZM11 142V141H10ZM20 142H22V141H20ZM35 142V141H34ZM42 142V141H41ZM52 141H50V143H51ZM53 142H54V140H53ZM65 142V141H64ZM73 142V141H72ZM80 142V141H79ZM78 142V143H79ZM84 142H86L85 140H84ZM131 142V141H130ZM134 142V141H133ZM144 142H145V140H143V138H139L138 140H136L135 142H134V144L136 145V146H133L134 148L135 147H137V148H140L141 150H144V148L143 147H145V146H143L144 145ZM1 143L2 142H0V145H1ZM4 143V142H3ZM2 143V144H3ZM7 143H4L3 145H1L0 146V153L7 147L8 149L7 150H10L9 149V145L7 144ZM19 143V142H18ZM25 143V142H24ZM28 143V142H27ZM77 143V144H78ZM92 143V142H91ZM100 143V142H99ZM120 143V142H119ZM8 145V146H5V148L3 149V147H4V145ZM17 144V143H16ZM26 144V143H25ZM44 144H46V143H44ZM55 144V143H54ZM80 144V143H79ZM103 144V143H102ZM21 145H23V144H21ZM48 145V144H47ZM53 145V144H52ZM67 145V144H66ZM69 145V144H68ZM104 145V144H103ZM130 145V144H129ZM161 144L160 143H157L156 145H154V148H149L148 149V151H149V153H155V152H157V151H159L162 147L160 146ZM18 145H16V147H17ZM24 146V145H23ZM51 146V145H50ZM65 146V145H64ZM84 146V145H83ZM102 146V145H101ZM15 147V148H16ZM29 147L30 146H28V148H27V146H25V148H27L26 150H29ZM33 147V146H32ZM36 146H34V148H35ZM57 147V146H56ZM77 148H78V146H76ZM86 147V146H85ZM89 147V146H88ZM92 147V146H91ZM96 147V146H95ZM100 147V146H99ZM107 146H105V148H106ZM108 147H111V146H108ZM106 148L107 150H105V149H103L104 147L102 146V147H100V148H98L97 147V149H95L94 148V146H93V148L95 149L94 151H93V155L92 154H90V153H83L84 155H85V157L83 158V159H88L89 161H87L88 163H86V165H90L91 167H90V170H92L93 172H94V174H93V172L92 171H90V172H92V174L94 175H92V174H90V172H89V174L88 175H92L91 176V180L90 181H88L89 183V185L88 184H86V182H84L85 184L83 185H81L80 184V187L79 188H81L80 189V192H81V190H82V187L81 186H83V187H91L93 190L92 191H90L91 192V194H92V192H93V194L95 193H97V196H98V199L97 200H103L104 199V202H105V205L106 204H108V205H111L112 206V208H108L107 206H104V203H103V207H101V201H99L100 203H98L99 205L97 206V207H99V210L97 211L96 210V214H95V209L93 208V210L91 209L90 210V208L88 209V206L90 205V203H89V205H88V203H86V204H84L86 201H87V199L88 200H91V199H89V194H88V192L89 191H87V192H85L84 190H83V192H81L80 194H79V192H78V194L79 195H77V193H76V195H75V193H74V195H72V192H74V189H73V187H72V185H71V187H72V189H73V191H72V189L70 188H68L69 190H68V193L66 192V190L64 191V192H66V194H67V196L66 197H64L63 195V193H62V186H63V184L65 185V183L67 182L66 181V179H64L63 178V176H61V174H63L62 173V169L65 171V169H66V167H64V166H66V164L64 163V162H67L65 159H63L62 157H60V156H58L56 153H59V152H55V150H54V154H52L53 153V151H46V150H40L39 151V153H43V156L45 157H43L44 158V162H42V163H46V165H44V164H42L41 162H39L40 160L38 159V158H40L39 156L37 157V159L39 160H36V159H34V160H36V162L38 161L39 163H41V165H39L38 167H39V169L42 171V172H40V170H38V168H36L37 169V171H35V169H32V171L34 170L35 172V174H36V172H37V174L36 175H39V172L42 174V177H43V179H44V173H46V175H48L49 177L48 178H50L52 181H48L47 180V182L46 181H44V180H42V177L40 178L39 176H41V174L39 175V176H35V177H33V176H29V182H28V186L30 185L31 187L30 188H28L26 185V183H23V184H26V185H24V186H26L29 190H31V192H32V189H34V188H32V187H35L34 185H38L36 188H38V189H40V188H42V190H43V186L45 185V184H43L44 182H46L47 184H48V182L50 183V185H51V183L53 184L55 181H56V183L58 182V186L56 185V184H53L52 186H49V184L47 185L49 188V192H48V197L47 196H45V197H47V198H45V200H43V201H39V203H37L38 201L37 200H35V202H36V204H34V203H32V201H31V203L33 204L32 206H34V208H32V210L30 211L31 213H32V211H36V212H34V214L36 213V216H34V218H36V220H37V223H33L32 221V223H30L29 221H28V216H26L27 214H25L24 216H26V219H27V221L28 222H25L24 223V219H23V217L24 216H22L21 215V211L19 210V208L21 209V207H23V206H21V205H19V204H14V210H19L18 212H20V217H19V215L17 216L16 214H13V215H10L9 216V214L8 213H4V211H0V213H2V215L0 216V219H1V217L3 218V219H1V220H3L2 222H5V224L7 225V223L10 225V229L9 230H7V229H5L4 231H3V229H4V226H3V228L2 229H0V230H2V231H0L1 233H6V232H10L11 234L12 233H14L16 236H14L12 239L10 238V240H8V241H12L15 237V241H13L12 242V245H10V247H14L16 250V253L14 254V256H15V263L16 264H94V262L96 263V264H99V262H101L100 264H113L112 263V261H111V259L112 258H110V259H107V261H99L98 259H95V257H96V255H95V253H96V251H98V250H102L101 248V246L103 245V246H108L109 244H110V240H108V239H105V236H106V234L107 235H110L111 236V232H110V230H111V228H112V230H113V228L115 227V228H118V227H123L124 226V222H122L121 224H117V222H116V220H115V217L116 216H118V215H120V214H122L124 211H126V213H128V212H131V210H130V208H129V206H131L130 205V203H128V202H126V201H123V198H122V200H121V202H120V200L119 199H115L114 201H116V200H119L118 202L116 201V202H113V200H111V199H105V198H111L113 195V193L111 194V192H108L109 194H111L110 196H109V194H107L108 195V197H107V195L104 197V193H103V189H104V186L102 185V186H98V184H100V182H105V181H108L109 179H110V176H107V175H105L107 172H108V174H109V170H107V169H109V168H112V170L114 169L113 168V163L115 162L114 160H113V156L112 157H110V155H109V151L110 150H108L109 148ZM133 147H131V148H133ZM3 150H2V149ZM15 148H13V149H15ZM21 148V147H20ZM19 148V149H20ZM31 148V147H30ZM33 148V149H34ZM40 148V147H39ZM42 148H44V146L42 147ZM52 148H53V146H52ZM51 148V149H52ZM59 148V147H58ZM123 148V147H122ZM12 149V150H13ZM17 149V148H16ZM37 149V148H36ZM46 149V148H45ZM62 149V148H61ZM82 149V148H81ZM89 149V148H88ZM124 149V148H123ZM2 150V151H1ZM6 150V149H5ZM5 150L3 151V153L5 152ZM25 150V149H24ZM25 150V152H27ZM48 150V149H47ZM50 150V149H49ZM85 150H87V149H85ZM97 150V153H95V151ZM99 150V151H98ZM23 151V150H22ZM30 152L31 151H33L32 149L31 150H29ZM29 151H28V154H29ZM34 151H35V149H34ZM38 151V150H37ZM102 151V153H98V152H101ZM106 151H108V155L107 156H109V157H107V158H109V160H111V162L109 161V160H107V161H105V159H107V158H105L104 160H103V158H101V157H103V156H101L100 154H103L104 152L106 153ZM136 151H137V149H136ZM10 152H12V151H10ZM10 152H7V153H10ZM24 152V153H25ZM61 152V151H60ZM87 152V151H86ZM113 152V151H112ZM112 152H110V153H112ZM3 153H2V156H3ZM6 153V152H5ZM4 153V154H5ZM5 154L4 156H3V158H6V160L4 159V163H3V166H4V164H5V162L7 161V163L9 164V167L8 168H10V170L8 171V172H6V170L5 171H3L4 173L6 172V178H7V175L9 176L8 177V179H10V181L13 183V184H11V185H14L13 187H15V185H18L17 183V180L19 179V177H20V173H19V168L21 167V166H23V170L22 171H24V165H26V167H28L27 165H28V163H32L31 161H30V159H27L26 157H20V156H17L18 155V153H17V155L16 154H13V153H11V154H13L16 158H18V157H20V159L18 158V159H15L11 154ZM14 153H16V152H14ZM23 153V152H22ZM23 153V154H24ZM42 153H41V155H42ZM134 153V152H133ZM136 153V152H135ZM26 154V153H25ZM60 154V153H59ZM63 154H66L65 152L64 153H62V155ZM107 154V153H106ZM132 154V153H131ZM32 155V154H31ZM127 155V154H126ZM26 156V155H25ZM29 156V155H28ZM27 156V157H28ZM69 156V154L67 153L66 154V157H68ZM75 156V155H74ZM106 156V155H105ZM176 157H177V155H175ZM36 157V156H35ZM64 157V156H63ZM65 157V158H66ZM77 157V156H76ZM126 157H131V156H126ZM126 157H123V163H121V167H123V165L124 166H127L128 167V169H129V173L131 174V175H135V176H137L136 175V171L138 170V168H139V165H140V163L138 162V161H136V160H134V159H132L131 158V160L129 161ZM168 157V156H167ZM166 157V158H167ZM176 157H174V159L171 161V163H172V168L175 166V160H176ZM30 158V157H29ZM31 158H33V157H31ZM73 158V157H72ZM100 158H101V160H100ZM110 158H112V159H110ZM133 158H135V157H133ZM1 159V158H0ZM40 159H42V158H40ZM67 159H70V157L69 158H67ZM75 159V158H74ZM65 160V161H64ZM92 160V162H93V164H90V161ZM3 161V160H2ZM30 161V162H29ZM70 161V160H69ZM75 161H77L76 159H75ZM86 161V160H85ZM84 161V162H85ZM95 161H96V164H94L95 163ZM112 161H114V162H112ZM120 161H121V159H120ZM37 162V163H38ZM122 162V161H121ZM1 163V162H0ZM36 163V164H37ZM38 163V164H39ZM75 163V162H74ZM97 163L98 164H100L99 166H101L100 167V169H99V167H98V165H97ZM112 164V166H110L111 164ZM16 164V165H15ZM63 164H65L64 166H63ZM70 164V163H69ZM77 164V163H76ZM81 164V163H80ZM115 164H117V163H115ZM119 164H120V162H119ZM2 165V164H1ZM30 165V164H29ZM32 165H33V163H32ZM73 165V164H72ZM82 165H83V163H82ZM86 165H84V167L86 166ZM93 165H95L94 167H93ZM96 165H97V167H96ZM2 166V167H3ZM5 166H7L6 164H5ZM17 166H19V168L17 167ZM34 166H35V164H34ZM37 166V165H36ZM35 166V167H36ZM70 166H71V164H70ZM76 166V165H75ZM106 166V169H104V167ZM115 166H117V165H115ZM114 166V167H115ZM15 167H16V169H15ZM31 168H32V166H30ZM34 167V168H35ZM72 167V166H71ZM78 167V166H77ZM79 167H81V166H79ZM87 167L88 166H86V169H87ZM108 167V168H107ZM30 168V169H31ZM68 168V167H67ZM70 168V167H69ZM95 168V169H94ZM97 168V169H96ZM5 169H6V167H5ZM28 169V168H27ZM27 169H25V173H26V170ZM61 169V170H60ZM73 168H70V172H76L77 170H76V168H74L73 169V171H71ZM85 169V168H84ZM56 170V171H55ZM83 170V169H82ZM107 171V172H105V171ZM116 170H117V167H116ZM28 172H30L31 170H27ZM31 171V172H32ZM39 171V172H38ZM60 171H61V174H60ZM68 171V170H67ZM79 171H81V170H79ZM88 171L89 170H87V172H85V173H88ZM114 171V170H113ZM121 171L123 172V170L121 169ZM120 171V172H121ZM165 171V170H164ZM163 170H162V168H160V167H158V166H154V173L155 174H160V173H163L164 172ZM2 172V171H1ZM30 172V173H31ZM69 172V171H68ZM83 172V171H82ZM112 172V171H111ZM116 172V171H115ZM121 172V173H122ZM3 173V174H4ZM8 173V174H7ZM22 173V172H21ZM33 173V172H32ZM31 173V174H32ZM96 173V174H95ZM3 174H1V175H3ZM27 175H28V173H26ZM59 174H60V176H61V178H62V180H64V181H62L60 178H59ZM72 174H74V173H72ZM77 174H79V172L77 173ZM80 174H81V172H80ZM110 174H112L113 175V173H110ZM115 174V173H114ZM123 175H124V172L122 173ZM25 175V174H24ZM33 175V174H32ZM45 175V176H46ZM51 175V176H50ZM81 175H83V176H85V174L84 173H82ZM81 175H79V176H81ZM87 175V176H88ZM96 175V176H95ZM105 175V176H104ZM118 175V174H117ZM116 175V176H117ZM22 176V175H21ZM73 176V175H72ZM79 176H76L77 177V179L79 180L80 178H79ZM115 176V177H116ZM3 177V176H2ZM26 177V180H27V176H25ZM31 177H33V178H31ZM39 177V179L37 180V178ZM47 177V176H46ZM52 177V178H51ZM65 177V176H64ZM75 177V178H76ZM99 177H100V179H101V177L103 178V181L102 180H100L99 179ZM107 178V180H105L106 178ZM124 177V176H123ZM22 178V177H21ZM86 177H84V179H85ZM88 178H90V177H88ZM111 178H113L112 180L114 181H116V179L114 178V177H111ZM131 179H132V177H130ZM1 179V178H0ZM24 179V178H23ZM57 179H60L62 182V184H60V182L59 181H57ZM76 179V180H77ZM134 179V178H133ZM15 180H16V183H14L15 182ZM20 180H22V179H19L18 181H20ZM39 180H41V181H43V182H40ZM45 180H46V178H45ZM81 181L83 180V179H80ZM88 180V179H87ZM86 180V181H87ZM112 180L110 179V182L109 183H105L106 185H105V187H107V185L108 184H111V182H112ZM122 180V179H121ZM120 180V181H121ZM124 180V182H125V178L123 179ZM128 180V179H127ZM130 180V179H129ZM135 180V179H134ZM133 180V181H134ZM1 181H2V179H1ZM0 181V182H1ZM4 181V180H3ZM73 181V180H72ZM84 181V180H83ZM132 181V182H133ZM4 182H6V181H4ZM65 182V183H64ZM103 182V183H104ZM128 181H126V183H127ZM135 182V189H134V192H132V194L133 193H135V191H136V189L137 188H142V189H144V187H143V183L145 182L143 179H141V178H139V177H136V180L134 181ZM133 182V183H134ZM142 182V183H141ZM3 183V182H2ZM1 183V186H3L4 188V190H6V191H9V189L10 188H12V189H14L13 191H15V188H13V187H10V186H8V187H10L9 189H8V187H7V185H4V184H2ZM43 185H42V184ZM79 183V182H78ZM82 183V182H81ZM113 183V182H112ZM121 183H123V182H121ZM8 184V183H7ZM22 184V185H23ZM75 184V183H74ZM62 185V186H61ZM67 185H70V183H68ZM122 185V184H121ZM130 185H132V186H134L131 182H130ZM129 185V186H130ZM20 186V185H19ZM66 186V185H65ZM79 186V185H78ZM78 186H77V188H78ZM96 186H98V189H97V192L95 191L94 192V190L96 189ZM116 186V185H115ZM118 186V185H117ZM195 185L192 183L191 184V188H193ZM18 187V186H17ZM46 187V186H45ZM61 187V188H60ZM76 187V186H75ZM101 187H103V189L101 188ZM113 187H114V183H113ZM131 187V186H130ZM32 188V189H31ZM36 188H35V191H36ZM65 188H67V187H64V189ZM76 188V189H77ZM79 188H78V191H79ZM102 189L101 190V193L99 192L100 190L99 189ZM107 188H109V187H107ZM106 188V189H107ZM116 188H118V187H116ZM12 189H10V190H12ZM18 189H20V188H17V191H19ZM23 189V188H22ZM21 189V190H22ZM86 189V188H85ZM88 189H90V188H88ZM25 190V189H24ZM23 190V191H24ZM28 190V191H29ZM41 190V189H40ZM41 190V191H42ZM91 190V189H90ZM108 190V189H107ZM109 190H112L111 188H109ZM108 190V191H109ZM132 191H133V189H131ZM12 191V192H13ZM35 191H34V193H35ZM47 191V190H46ZM70 191H71V193H70ZM105 191V190H104ZM113 191V190H112ZM11 192V191H10ZM21 192L22 191H19V193L21 194ZM43 192V191H42ZM40 193V194H45V193ZM75 192H77L76 190H75ZM98 192L102 195L100 198H99V196L100 195H98ZM6 193V192H5ZM8 193V192H7ZM23 193V192H22ZM25 193H27V192H25ZM30 193V192H29ZM11 194V193H10ZM10 194H8V195H10ZM13 194H14V192H13ZM16 194V193H15ZM18 194V193H17ZM31 194V193H30ZM39 193H37V195L35 196V194L34 195H32V196H35L37 199H39L40 197H37V196H39L38 195ZM63 194V195H62ZM72 196H71V195ZM114 194H116V192L114 193ZM118 194V193H117ZM25 195V194H24ZM46 195V194H45ZM62 195V196H61ZM22 195H20L19 197L22 199H24L25 198V196L24 197H21ZM115 196V195H114ZM116 196H118V195H116ZM115 196V197H116ZM31 197V196H30ZM34 197V198H35ZM68 197H70V198H68ZM95 196L93 195L92 196V201H93V198H94ZM29 198V197H28ZM27 198V199H28ZM34 198H33V200H34ZM91 198V197H90ZM118 198V197H117ZM1 199H2V197H1ZM42 198H40V200H41ZM10 200V199H9ZM25 200V199H24ZM32 200V199H31ZM84 200H86L85 202H84ZM96 200V198H95V202L94 203H96L97 204V201ZM108 202V203H106V201ZM110 200V201H109ZM18 201H20V199L18 200ZM27 201H30V200H27ZM92 201H90L91 203H92ZM34 202V201H33ZM88 202V201H87ZM130 202H132V200H130ZM20 203V202H19ZM22 203H25V201H23L22 200ZM13 204V203H12ZM95 204V205H96ZM2 206V205H1ZM5 206H7V205H5ZM12 206V205H11ZM21 206V207H20ZM31 206V205H30ZM87 206V207H86ZM111 206H109V207H111ZM25 207V206H24ZM89 207H92V205L91 206H89ZM95 207V206H94ZM105 207V208H104ZM3 208V207H2ZM7 208V207H6ZM5 208V209H6ZM12 208V207H11ZM28 208V207H27ZM87 209H88V211L90 210V211H93V215H91V214H89V215H91V216H93V217H95L94 219H96L95 221H94V219L93 218H91L90 216V218L92 219L91 221H94L93 223L94 224H92V222H90L89 220H87V216L85 215V213L87 212ZM101 209L103 210V209H105V211L108 213V210H110V212H112V210L114 209V213L112 212V214H114V216H113V218L110 216V215H112V214H102V215H100V212H101ZM112 209V210H111ZM12 210V209H11ZM22 210V209H21ZM24 210V209H23ZM22 210V211H23ZM130 210V211H129ZM246 210H247V207H246ZM25 211V210H24ZM23 211V212H24ZM105 211L103 212V213H105ZM5 212H6V210H5ZM10 212V211H9ZM27 212V211H26ZM25 212V213H26ZM30 212H27V213H30ZM109 212V213H110ZM39 213V214H38ZM233 213H235V212H233ZM232 213V214H233ZM4 214V215H3ZM8 214V215H7ZM33 213L31 214L32 216L34 215ZM37 214L39 215V216H37ZM87 214H88V212H87ZM98 214V216L99 217H96V215ZM8 216L9 218H7L8 220H6V219H4L6 216ZM29 215V214H28ZM108 215V216H107ZM30 216V215H29ZM31 216V217H32ZM234 216H235V214L233 215V217L232 218H234ZM25 218V217H24ZM30 218V217H29ZM85 218H86V220H85ZM99 220H98V219ZM24 221H23V220ZM237 219V218H236ZM236 219H233V221L234 220H236ZM5 220V221H4ZM104 220H106V221H104ZM214 220V219H213ZM7 221V222H6ZM99 221V222H98ZM106 222V225H107V223H108V225H107V228H105L106 226H105V223L104 222ZM131 221V218L129 217V218H126V235H125V237H126V240L127 241H130V238H129V235H130V230H128L127 231V228H128V222H130ZM154 221H157V220H154ZM1 222V223H2ZM17 222H18V224H17ZM86 222V223H85ZM89 222V223H88ZM91 223V224H90ZM101 223L103 226H101L102 228H105V230L106 229H108V231L107 232H105L104 234H102V235H100V234H97V233H95L96 231H97V229H96V231L93 229L94 227L95 228H97L96 226L98 225V227H99V224ZM3 224V223H2ZM4 224V225H5ZM17 224V225H16ZM105 226V227H104ZM2 227V226H1ZM0 227V228H1ZM102 228H100V229H102ZM191 229H192V225H188L187 226V232H190L191 231ZM7 230V231H6ZM103 230V229H102ZM113 232H114V230H113ZM10 234V235H11ZM14 234H12V235H14ZM6 234H4L3 236L4 237H6L5 236ZM9 235V234H8ZM97 235H100L101 237H99V236H97ZM3 237V238H4ZM104 241V242H103ZM103 242V243H102ZM106 242V243H105ZM105 243V244H104ZM158 243V242H157ZM156 243V246L157 245H159V246H161V243L160 244H157ZM4 244V243H3ZM10 244H11V242H10ZM240 244L239 243H237V242H233V243H227V242H225V243H223L222 244V246L219 248V251L217 252V254L216 255H214V258L215 259H218L222 264H240L231 254H230V252H231V250L233 249V248H237L238 246H239ZM1 246V245H0ZM95 246V247H94ZM98 246V248H100V249H96V247ZM4 248H5V246H3ZM20 247V250L18 249ZM158 247V246H157ZM1 249H2V247H0ZM162 248V247H161ZM253 248V247H252ZM11 249H13V248H11ZM158 249H160V247L158 248ZM164 249V248H163ZM249 249H251V248H249ZM254 249V248H253ZM252 249V250H253ZM125 251H127L126 249H124ZM153 250H154V248H153ZM2 251V250H1ZM4 251V250H3ZM2 251V252H3ZM20 251L22 252V253H20ZM100 251H98L99 253L97 254V256L98 257H102V254H101V252ZM158 251V250H157ZM155 252V255L154 256H148V258H147V256H146V254H148L149 255V253H148V250H147V252L145 253H143V252H141L140 254V257L142 256V255H145L144 257L145 258H143V259H145V261H148V262H145V261H143L142 263H144V264H165L164 263V259L165 258H168L169 260H171V261H174V264H202V263H200L198 260H196V259H193V258H188V259H186V261L185 262H182V261H180L175 255H173V254H170L168 251H166L165 253L164 252H162L163 250H161V252L159 251V252ZM165 251V250H164ZM1 252V253H2ZM5 252H6V250H5ZM0 253V254H1ZM8 253V252H7ZM99 254H101L100 256H99ZM151 254V253H150ZM1 256H2V254H1ZM97 257V258H98ZM114 257H115V254H114ZM116 258V257H115ZM147 258V259H146ZM3 259V258H2ZM117 259V258H116ZM94 260H97V261H99L98 263H97V261H94ZM139 260H141V259H139ZM138 260V261H139ZM252 263L251 264H261V260H259V256L258 255H255V256H253L252 257ZM6 262L7 260H3V262ZM9 261H10V259H9ZM137 261V262H138ZM0 262H1V260H0ZM12 262V261H11ZM13 263V262H12ZM15 263H13V264H15ZM139 263V262H138ZM138 263H136V264H138ZM140 263H141V261H140ZM172 263V262H171ZM1 264H2V262H1ZM3 264H6V263H3ZM116 264V263H115ZM118 264V263H117Z\"/></svg>", "mask_w": 264, "mask_h": 264}]
</instances>
